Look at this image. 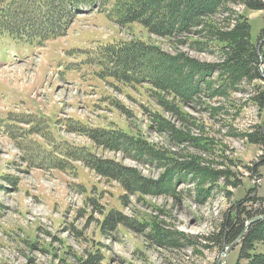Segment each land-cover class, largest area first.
I'll return each mask as SVG.
<instances>
[{"label": "rangeland", "instance_id": "rangeland-1", "mask_svg": "<svg viewBox=\"0 0 264 264\" xmlns=\"http://www.w3.org/2000/svg\"><path fill=\"white\" fill-rule=\"evenodd\" d=\"M12 1L0 0V264H82L91 257L101 264L237 263L240 243L227 254L234 242L223 241L221 225L242 205L256 209L251 198L264 199V143L250 139L264 131V80L243 79L227 97L204 92L194 102L176 100L172 115L155 103L149 85L102 79L91 55L100 45L141 39L172 55L222 64L226 56L214 33L246 20L264 62V9L246 5L264 7V0L225 4L205 18L213 34L199 27L173 40L136 23L119 26L94 9L79 14L65 36L42 44L28 39L26 29L18 36L3 29L1 10L11 5L12 11ZM259 69L264 79V64ZM155 113L174 124V136L158 132ZM81 127L142 136L170 161L196 160L224 176L205 184L211 190L200 199L195 184L182 181L175 196L126 195L77 153L119 161L151 180L163 170L95 144ZM111 215L125 223L106 226ZM241 219L244 226L250 220Z\"/></svg>", "mask_w": 264, "mask_h": 264}, {"label": "trees", "instance_id": "trees-1", "mask_svg": "<svg viewBox=\"0 0 264 264\" xmlns=\"http://www.w3.org/2000/svg\"><path fill=\"white\" fill-rule=\"evenodd\" d=\"M12 1V0H11ZM236 0H13L5 11L1 10L2 27L5 26L12 35L27 30L28 39L38 40L41 44L48 40L65 36L79 14L97 8L99 12L119 26L139 24L151 35L174 39L180 35L205 27L211 34L215 31L210 18L225 4ZM248 7L259 10L263 6ZM10 14L15 15L6 23ZM222 43V52L226 61L222 64L202 63L190 59L185 54L172 55L162 51L148 42L136 39L119 40L114 43L100 45L92 55L93 63L102 68L99 74L102 79H112L123 84L150 86L152 99L164 112L172 115L178 113L176 100L182 103L194 102L206 92L209 97H227L238 90L243 79L249 81L264 80L259 69L262 62L255 45L251 42V26L248 21H241L233 30L214 33ZM196 45V44H195ZM199 47V50H204ZM264 56V53L263 55ZM261 104H264V94ZM153 115V114H152ZM188 117V116H187ZM157 130L174 136V124L160 113L152 116ZM80 132L95 144L115 152L126 153L141 164H156L163 170L157 180L146 179L136 168H126L119 161L96 157L90 152L80 150L77 159L86 163V167L100 176L118 181L126 195L175 196L178 182L194 183L199 199L209 193L205 184L216 182L223 173H212L202 168L196 160L170 161L156 147L139 135H132L121 130L107 128H85ZM254 136V135H253ZM255 137V136H254ZM186 138V137H185ZM256 144L264 143V131L258 130L254 139ZM236 186V183H230ZM198 199V200H199ZM256 209L251 211L241 206L239 214L227 217L223 222L220 236L223 241L235 242L244 232V215L251 220L264 216V199L256 196L249 200ZM114 223L124 224L120 217L108 218L106 226ZM158 234V232H156ZM160 238L169 241H183L182 235L177 237L159 233ZM240 256L237 263L264 264V221L251 224L240 242ZM82 264H101L97 257L89 258Z\"/></svg>", "mask_w": 264, "mask_h": 264}, {"label": "water", "instance_id": "water-1", "mask_svg": "<svg viewBox=\"0 0 264 264\" xmlns=\"http://www.w3.org/2000/svg\"><path fill=\"white\" fill-rule=\"evenodd\" d=\"M264 77V76H263ZM264 220V216H260V217H256L254 219H251L248 221L247 225H246V228L244 230V232L241 234L240 237L237 238V240L230 246L229 250L226 251L227 254L229 253L230 250H232L233 248L236 247L237 244H239L242 240V237H244V235L246 234L247 230L249 229V227L251 226V224H255L257 222L260 223V221H263Z\"/></svg>", "mask_w": 264, "mask_h": 264}]
</instances>
